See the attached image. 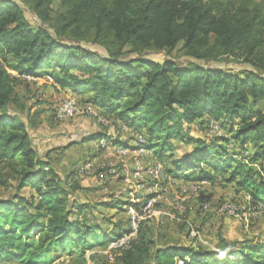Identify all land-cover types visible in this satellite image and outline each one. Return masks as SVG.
Returning <instances> with one entry per match:
<instances>
[{"label":"trees","instance_id":"trees-1","mask_svg":"<svg viewBox=\"0 0 264 264\" xmlns=\"http://www.w3.org/2000/svg\"><path fill=\"white\" fill-rule=\"evenodd\" d=\"M247 1L0 0V174L5 171L0 185H13L12 196L0 199V262L47 264L50 252L78 244L91 248L101 237L96 234L101 228L87 222L83 204L70 199L63 180L33 147L24 120L9 112L11 105L24 108L15 90L22 76H50L58 89L85 97L136 130L142 138L138 146L160 159L169 153L167 176L192 180L190 173L200 169L198 180L221 177L251 202L264 203V110L253 108L264 100V16ZM148 50L166 57L149 59ZM174 51L185 58L171 57ZM222 61L246 67L237 72L208 65ZM224 118L238 121L229 138L212 134L203 140L185 130L207 119L220 126ZM110 136L93 131L80 142L103 139L133 147ZM228 139L241 150L225 158L221 142ZM174 140L195 146L173 157ZM248 149L250 154L241 156ZM26 187L34 192L20 193ZM68 189L81 187L75 182ZM149 222L122 248L118 264H264V242H224L217 250L169 240L155 245Z\"/></svg>","mask_w":264,"mask_h":264},{"label":"rangeland","instance_id":"rangeland-1","mask_svg":"<svg viewBox=\"0 0 264 264\" xmlns=\"http://www.w3.org/2000/svg\"><path fill=\"white\" fill-rule=\"evenodd\" d=\"M246 3L248 8L257 7L264 16V0H248ZM22 8L26 18L32 24L36 23L33 13L23 5ZM84 45L103 52L96 44ZM144 54L157 61L166 57L164 52L155 50L145 51ZM170 56L176 60L185 58L175 51ZM208 65L228 67L237 72L246 67L232 61ZM21 78L25 80H18L15 90L18 102L24 108L11 105L9 112L16 113L24 120L33 147L41 157L49 161L51 168L63 180L70 199L83 204L87 222L101 228L96 233L101 237L92 241L91 248L84 249L78 244L67 252H50L52 259L47 264H118L117 258L122 248H126L136 238L137 230L145 220L150 221L153 231L150 240L155 245L169 240L176 245L199 243L217 250L224 242H264V203L251 202L245 191H237L233 183H225L221 177L212 183L198 180L203 176L200 169L190 173L192 180L167 176L164 169L172 167V160L167 158L169 153H164L165 156L160 159L150 149L138 146L142 138L136 130L104 114L97 106L88 103L85 97L58 89L50 76ZM67 97L76 99L78 110L69 113L71 115L65 113V118H59L56 115L57 108ZM253 108L263 111L264 100L254 104ZM207 120L201 124L196 121L185 127V130L203 140L209 139L212 134L229 138V131L236 128L238 122L237 119L224 118L220 127V122ZM99 130L108 132L112 140H115L114 143L120 140L133 147L113 146L103 139L90 140L82 145L80 136ZM71 142L76 143L69 145ZM172 145L170 156L179 157L195 146V143L184 144L174 140ZM221 145L226 150L223 153L225 158L240 153V147L230 139L221 142ZM126 150L127 153H124ZM247 152L244 151L241 156L251 151L248 149ZM203 169L208 170L207 167ZM110 170H114V173ZM1 174H5V171ZM1 174L0 180H3ZM75 182L81 189L70 191V184ZM33 192L28 187L20 190L25 196ZM12 194L13 185H0V199L7 200ZM150 200L151 203H147ZM104 203L117 205L106 207ZM220 208L224 212L221 213ZM133 218L136 223L134 233L131 225ZM126 228H129V232L120 235L121 230ZM0 264L17 263L3 260Z\"/></svg>","mask_w":264,"mask_h":264},{"label":"built area","instance_id":"built-area-1","mask_svg":"<svg viewBox=\"0 0 264 264\" xmlns=\"http://www.w3.org/2000/svg\"><path fill=\"white\" fill-rule=\"evenodd\" d=\"M77 110H78V105L76 99L74 97H67L66 99L63 100V102L59 104L56 111V115L59 118H65V113H75L77 112ZM124 153H127V151ZM110 172L114 173V170H110ZM147 203H151V200ZM219 211L221 213L224 212L223 208H220ZM133 233H134V229H133Z\"/></svg>","mask_w":264,"mask_h":264},{"label":"bare ground","instance_id":"bare-ground-1","mask_svg":"<svg viewBox=\"0 0 264 264\" xmlns=\"http://www.w3.org/2000/svg\"><path fill=\"white\" fill-rule=\"evenodd\" d=\"M25 77H27V76H25ZM28 77H31V76H28ZM69 114V113H68ZM69 115H71V114H69ZM127 151V150H126ZM137 151V150H136ZM142 151V150H141ZM157 173V172H156ZM159 174V173H158ZM136 220V219H135ZM131 221V220H130ZM131 223V222H130ZM132 230L134 229L135 230V225H136V223H135V221H134V218L132 219Z\"/></svg>","mask_w":264,"mask_h":264}]
</instances>
